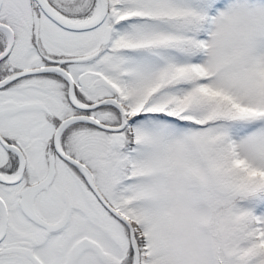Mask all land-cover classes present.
<instances>
[{
  "label": "snow or ice",
  "instance_id": "1",
  "mask_svg": "<svg viewBox=\"0 0 264 264\" xmlns=\"http://www.w3.org/2000/svg\"><path fill=\"white\" fill-rule=\"evenodd\" d=\"M0 264H264V0H0Z\"/></svg>",
  "mask_w": 264,
  "mask_h": 264
}]
</instances>
